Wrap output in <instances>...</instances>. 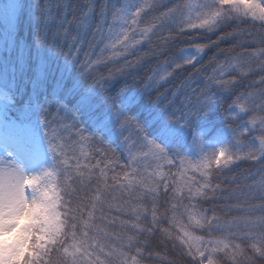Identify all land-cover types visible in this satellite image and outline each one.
Here are the masks:
<instances>
[{"label": "trees", "instance_id": "trees-1", "mask_svg": "<svg viewBox=\"0 0 264 264\" xmlns=\"http://www.w3.org/2000/svg\"><path fill=\"white\" fill-rule=\"evenodd\" d=\"M187 2L19 0L13 18L0 0V88L8 93L0 104L47 140L34 144L54 174L46 195L56 213L21 234L20 249L5 252L2 264H71L107 196L104 183L116 190L139 172L128 133L118 131L123 124L175 169L195 166L196 143L216 137L250 150L233 165L190 177L192 198L185 191L167 200L177 207L156 193L150 213L127 231L136 263L203 264L185 234L228 239L218 225L241 224L253 231H237L229 238L236 245L216 263L264 264V129L253 140L245 131L250 118L264 121V24L232 16L187 31L172 18ZM130 6L134 15L114 35ZM192 49L204 51L195 64L187 61ZM246 101L250 112L239 117Z\"/></svg>", "mask_w": 264, "mask_h": 264}, {"label": "rangeland", "instance_id": "rangeland-1", "mask_svg": "<svg viewBox=\"0 0 264 264\" xmlns=\"http://www.w3.org/2000/svg\"><path fill=\"white\" fill-rule=\"evenodd\" d=\"M18 2L19 0H1L5 9L12 12L13 18ZM131 9L133 6L126 7L115 21L114 25L119 31L113 30L114 35H119L125 30L126 19L134 15ZM180 13V16L173 15L172 18L184 22L187 31L212 28L221 17H243L264 24V0H188L185 10ZM137 34L138 31L135 35ZM203 54V50L192 49L187 53V61L195 64ZM7 94L1 87L0 97L5 98ZM248 107L247 101L238 105L239 117L249 114ZM246 125L245 131L252 135V140L256 129H264V121L253 117ZM118 131L121 134L128 133L129 147L137 159L136 167L139 172L116 190L104 183L107 196L100 200L99 206H95L94 214H98V217L96 222L90 220L88 224L92 232L88 233V236L85 235L84 244L78 243L74 247L71 252V264H139L128 252L130 245L127 231L129 226L137 228L141 217L150 213L156 193H162L164 205L177 207L176 204L169 205L173 201L167 200L172 197L175 199L176 195L185 191L189 192L187 195L192 198V186L187 182L194 174L203 175L210 168L233 165L244 158L245 153L250 155V150L244 145L243 148L241 144L226 140L225 137H216L195 144L192 151L196 160L195 166L187 162L182 163L181 168L175 169L170 161H161L163 153L160 149L147 142L129 126L123 124ZM64 142L60 140V146H63ZM34 143L48 145L39 129L16 122L5 105L0 104V259L5 252L12 253L20 249V235L35 223L42 222L45 227L56 215L46 195V186L53 181L54 174L49 166L37 159ZM76 145L82 147L83 143L79 140ZM261 146L264 150V141H261L260 148ZM100 195L99 189L95 188L94 196L97 201L101 198ZM184 209L186 210L187 206ZM43 212L45 215L41 216ZM202 217L205 219V216ZM192 218L194 217L190 219ZM218 226L221 231L227 233L228 239H204L189 232L185 234L190 244L198 251L203 264H215L219 254L232 249L236 242L229 238L234 239L237 231H253V225Z\"/></svg>", "mask_w": 264, "mask_h": 264}]
</instances>
